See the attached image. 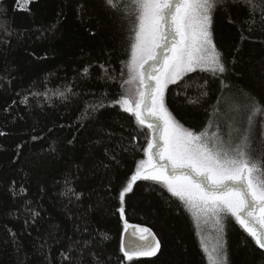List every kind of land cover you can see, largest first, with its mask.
<instances>
[{
  "label": "trees",
  "instance_id": "obj_1",
  "mask_svg": "<svg viewBox=\"0 0 264 264\" xmlns=\"http://www.w3.org/2000/svg\"><path fill=\"white\" fill-rule=\"evenodd\" d=\"M23 2L0 0V264H209L202 228L166 185L141 179L120 198L152 139L115 103H134L142 90L140 79L124 84L135 36L128 0L115 11L104 0ZM262 15L240 0L214 12L227 71L197 69L165 89L184 127L199 132L210 116L211 131L231 124L221 105L230 94L264 105ZM125 221L156 235L155 258L124 256ZM222 224L227 264H264V249L234 217ZM210 234L220 235L215 222Z\"/></svg>",
  "mask_w": 264,
  "mask_h": 264
},
{
  "label": "snow or ice",
  "instance_id": "obj_2",
  "mask_svg": "<svg viewBox=\"0 0 264 264\" xmlns=\"http://www.w3.org/2000/svg\"><path fill=\"white\" fill-rule=\"evenodd\" d=\"M240 2L252 12L259 8L264 13V0ZM120 3L121 0H104L105 6L114 11ZM228 3L229 0H128L123 3L126 14L134 17L135 33L127 65L129 78L124 84L131 86L140 79L144 87L135 90L134 103L127 95L115 101L125 112L133 114L140 125L147 122L154 140L159 133L163 141L162 144L148 142L144 149L147 159L139 161L130 182L120 193L121 201L132 190L134 182L150 180L166 185L173 196L195 209V214L213 218L219 225L220 235L211 251L204 248L209 264H227L222 237V220L226 215L243 225L264 249V122L258 121L264 117V105L255 96L244 93L232 114L226 113L231 124L225 123L222 127L217 121L215 130L209 133L213 126L210 116L206 127L197 132L184 127L167 109L164 93L168 83H176L197 69L213 75L227 71L222 53L213 42L211 26L214 12ZM165 48L170 49L171 55L165 60L164 70L159 75L155 71L147 73L155 78V83L141 78L139 70L148 61H152L149 68H154L160 59L154 50ZM128 91L132 93L133 89L130 87ZM202 95L206 96L207 92ZM154 157L163 162H154ZM119 211L123 214L124 209ZM128 227L125 221V229ZM137 227L134 226L133 235L143 243L133 244L127 250L122 246L121 251L128 260L134 255H155L160 248L150 229L138 227L137 231ZM65 259L70 257L65 255Z\"/></svg>",
  "mask_w": 264,
  "mask_h": 264
},
{
  "label": "rangeland",
  "instance_id": "obj_3",
  "mask_svg": "<svg viewBox=\"0 0 264 264\" xmlns=\"http://www.w3.org/2000/svg\"><path fill=\"white\" fill-rule=\"evenodd\" d=\"M21 2V1H20ZM24 4H27L25 3V0L23 2V5ZM21 6V5H20ZM160 49H155L154 52L155 53H158ZM171 55V51L170 49H168L167 51H165L164 55L162 56L161 60H160V63L158 66H155L154 68H149V72L150 71H155L157 75H159L163 70H164V66H165V60L167 57H170ZM152 61H148V64L151 63ZM147 64H145L146 66ZM142 69L139 70V76L141 78L144 77V72L142 71ZM148 80L151 81L153 84L155 83V78L152 77V76H148ZM142 90H143V85H140ZM239 99L234 97L233 94H230V95H227L225 97V100L222 102V108H224L225 110L228 109L229 111L232 112V110L236 107H238L239 105ZM228 121H231L230 119H228ZM214 128V124L212 126V128H210V132L211 133V130ZM151 131V130H150ZM162 131V130H161ZM151 141H153L154 143H157L154 139H153V133L151 131ZM157 140L160 144L163 143L162 139L160 138V134L158 133L157 134ZM147 159V155H146V158L145 160ZM159 161L163 162L159 157H158ZM154 162H155V159H154ZM167 187V186H166ZM183 202V201H182ZM184 203V202H183ZM185 204V203H184ZM187 207V206H186ZM187 210H189V212L192 213V215L195 217V219L197 220V223L200 225V227L202 228V231H203V238L206 242V246L208 247L209 251H211L212 247L216 244V241H217V235H212L210 234V230H211V227H213V224H214V219L211 218V217H208V216H204L203 214H195L196 213V210L195 209H190L187 207ZM216 225V224H215ZM243 226V225H242ZM244 227V226H243ZM245 228V227H244ZM214 228H212L213 230ZM214 234L216 233V230L214 229Z\"/></svg>",
  "mask_w": 264,
  "mask_h": 264
},
{
  "label": "water",
  "instance_id": "obj_4",
  "mask_svg": "<svg viewBox=\"0 0 264 264\" xmlns=\"http://www.w3.org/2000/svg\"><path fill=\"white\" fill-rule=\"evenodd\" d=\"M167 50H168V49L165 48V49H163V50L160 49V50L158 51V54H159V56H160V59H159L158 62L155 64V66H158V65H159L162 56L164 55L165 51H167ZM151 63H152V62H151ZM151 63H149V64H151ZM149 64H147L146 66H144V68H143L142 71L144 72V77H146L147 81H148V82H151V81L148 80V75H147V73L149 72ZM151 83H152V82H151ZM146 123H147V122H146ZM155 141H156L158 144H160V143L158 142V140H157V135H156ZM153 151H155V149H154ZM154 159H155V162L159 161L158 157H154ZM159 162H161V161H159ZM161 163H162V162H161ZM134 226L145 227V226H140V225H132V226H129L127 229H125V231H124V233H123V237H122V246H124L126 250L128 249V247H130V246L133 245V244H137V245H139V244H142V243H143V241H141V240L139 239L138 236H134V235H133V228H134ZM138 227H137V231H138ZM257 227H259V226H257ZM145 228H147V227H145ZM148 229H149V228H148ZM151 233H152V235L155 237V240H158V238L156 237V235H155L152 231H151ZM150 238H151V237H150ZM158 241H159V240H158ZM160 249H161V245H160L159 250L156 252V254H155V255H152V256L134 255L133 257H136L137 259H152V258H155V257L159 254Z\"/></svg>",
  "mask_w": 264,
  "mask_h": 264
}]
</instances>
